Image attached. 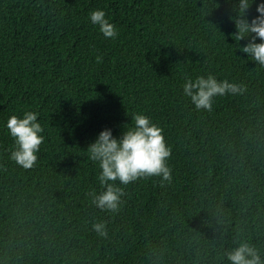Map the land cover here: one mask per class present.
Listing matches in <instances>:
<instances>
[{"label": "trees", "instance_id": "16d2710c", "mask_svg": "<svg viewBox=\"0 0 264 264\" xmlns=\"http://www.w3.org/2000/svg\"><path fill=\"white\" fill-rule=\"evenodd\" d=\"M237 3L0 0V264H229L240 241L264 260V67L232 38ZM97 9L115 39L90 22ZM208 74L246 91L198 111L182 86ZM25 111L45 137L27 170L6 129ZM134 113L163 129L172 181L116 182L113 214L90 202L103 189L87 148L104 129L121 138Z\"/></svg>", "mask_w": 264, "mask_h": 264}, {"label": "clouds", "instance_id": "9594fccd", "mask_svg": "<svg viewBox=\"0 0 264 264\" xmlns=\"http://www.w3.org/2000/svg\"><path fill=\"white\" fill-rule=\"evenodd\" d=\"M254 0H238L233 18L236 33L235 41L248 37V43L240 50L247 54L261 67H264V3H257L255 11L258 15L249 20L248 10ZM90 22L98 26L105 38L115 39L118 35L115 24L110 23L103 10H93L89 14ZM259 38L260 43L256 40ZM96 63L103 62V56L95 58ZM183 95L190 98L196 110L211 112L215 97L240 95L246 86L227 79L218 80L214 74L199 75L184 80ZM38 112L25 111L22 117L11 115L6 122V129L14 140L13 150L9 158L24 169L33 168L38 161V153L45 141L42 134L44 127L38 121ZM90 161L99 168L98 181L103 189L88 193L91 203L102 211L118 213L124 203L123 187L139 179L158 177L161 186L172 181V170L168 164L171 148L167 145L163 129L144 113H134L130 122L125 125L121 138L113 137L110 129H104L87 148ZM92 229L101 237L107 235L105 221L94 222ZM229 264H264L259 250L247 241L226 252Z\"/></svg>", "mask_w": 264, "mask_h": 264}]
</instances>
